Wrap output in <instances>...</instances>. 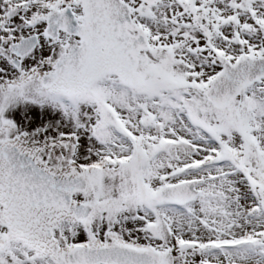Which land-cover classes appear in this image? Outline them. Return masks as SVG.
<instances>
[{
	"label": "snow or ice",
	"instance_id": "1",
	"mask_svg": "<svg viewBox=\"0 0 264 264\" xmlns=\"http://www.w3.org/2000/svg\"><path fill=\"white\" fill-rule=\"evenodd\" d=\"M0 264H264V0H0Z\"/></svg>",
	"mask_w": 264,
	"mask_h": 264
}]
</instances>
